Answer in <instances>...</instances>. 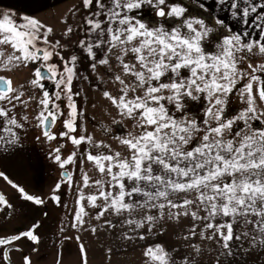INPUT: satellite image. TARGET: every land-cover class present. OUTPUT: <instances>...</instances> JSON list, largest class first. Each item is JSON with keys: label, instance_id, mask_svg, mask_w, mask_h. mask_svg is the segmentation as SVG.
Returning a JSON list of instances; mask_svg holds the SVG:
<instances>
[{"label": "snow or ice", "instance_id": "obj_1", "mask_svg": "<svg viewBox=\"0 0 264 264\" xmlns=\"http://www.w3.org/2000/svg\"><path fill=\"white\" fill-rule=\"evenodd\" d=\"M0 7V154L22 150L34 129L36 141L55 142L48 158L62 172L47 200L61 206L67 185L71 228L142 244L141 264H202L205 242L220 248L215 264L264 256V0H80L70 9L79 20H61L59 37ZM80 80H94L114 111L115 128L101 130L116 149L78 123ZM125 121L131 131H120ZM0 177L22 200L46 203ZM13 208L0 194V213ZM40 226L0 237V264L12 251L31 264L18 242L38 246ZM79 252L87 264L83 244Z\"/></svg>", "mask_w": 264, "mask_h": 264}, {"label": "rangeland", "instance_id": "obj_2", "mask_svg": "<svg viewBox=\"0 0 264 264\" xmlns=\"http://www.w3.org/2000/svg\"><path fill=\"white\" fill-rule=\"evenodd\" d=\"M79 3L80 0H75L55 11L34 16L52 26L57 37H59L64 28V25L60 23L61 20L67 19L73 26H75L76 20H79V16L74 20L70 15V9ZM20 14L17 13V19ZM205 15L207 16V14ZM77 39L78 36L73 34L71 42L75 43ZM26 74V69L17 71L13 76L14 83L22 81ZM84 74L89 75L88 72ZM75 87L83 90L78 102L85 115L78 123L86 127L89 134L94 135L97 139H105L116 149L117 142L106 137L101 130V125L115 128L112 125V116L109 115V112L111 111L113 115L115 113L110 109L109 103L102 99L100 93L93 90L96 88L94 80L91 84L89 81H77ZM85 95L88 97L87 101L83 100ZM93 104L95 107L92 106ZM239 107V102L233 98L230 104V112H235ZM29 117L31 119V109H29ZM56 127L59 128L60 125L57 124ZM119 128L122 132L131 131L132 125L125 121ZM36 135H39L38 129L30 130L22 150L14 154H0V171L4 172L9 180L23 187L27 193L44 197L46 203L37 206L24 201L20 198L17 190L8 185L9 190H5L6 198L14 208L5 210L6 213H11L10 216L0 213V237L27 230L33 223L39 222L41 226L37 232L41 237V242L38 246L31 242H18L23 253L30 254L31 264H57V261L59 264H81L80 244H83L86 250L87 264H141L142 244L135 246L124 244L115 239L117 233L109 234L107 230H98L92 234L90 231H78L71 228V213L73 212L75 197L69 192L67 185H62L61 188L64 193L62 205L66 204L67 209L47 200V195L61 179L62 170L48 158L49 147H54L55 142L52 145L42 144L35 140ZM68 147L70 148L71 145L69 144ZM66 167L69 171L73 170L72 166ZM84 168L89 170L91 165L85 163ZM89 175L94 179L99 178L93 171H89ZM92 223L96 224L97 222L92 221ZM100 223L102 224V221ZM242 224L243 221L236 226L237 231L243 230ZM61 228L64 231H61ZM76 237H79V240ZM160 239L166 241L168 237H161ZM151 242L150 240L149 243ZM200 246L203 249L201 253L202 264H215L220 248L212 242H205ZM37 247L38 250H35ZM109 248L112 249L111 259L108 257ZM183 251L177 256L182 255ZM10 257L12 264H22L23 256L20 251H12ZM254 259L256 264H264V256L257 255ZM221 264H223V257H221Z\"/></svg>", "mask_w": 264, "mask_h": 264}, {"label": "crops", "instance_id": "obj_3", "mask_svg": "<svg viewBox=\"0 0 264 264\" xmlns=\"http://www.w3.org/2000/svg\"><path fill=\"white\" fill-rule=\"evenodd\" d=\"M72 1L75 0H0V6H11L18 10L17 13L43 15L55 11ZM0 9L3 8L0 7Z\"/></svg>", "mask_w": 264, "mask_h": 264}, {"label": "flooded vegetation", "instance_id": "obj_4", "mask_svg": "<svg viewBox=\"0 0 264 264\" xmlns=\"http://www.w3.org/2000/svg\"><path fill=\"white\" fill-rule=\"evenodd\" d=\"M49 87L51 88L50 85H49ZM0 179H1V180H0V194H4V195L6 196V194H5V190H6V189L9 190V188H7V186H8V185L11 186V185L8 183L7 180L4 179V177H1ZM14 234H16V233H14ZM11 235H12V234H11ZM26 242L29 243L28 241H26Z\"/></svg>", "mask_w": 264, "mask_h": 264}]
</instances>
